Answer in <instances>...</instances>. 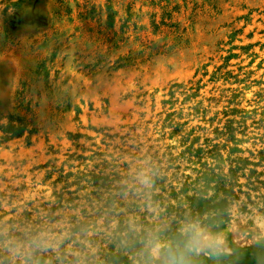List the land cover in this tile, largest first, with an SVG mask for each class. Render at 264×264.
<instances>
[{
  "label": "rangeland",
  "instance_id": "obj_1",
  "mask_svg": "<svg viewBox=\"0 0 264 264\" xmlns=\"http://www.w3.org/2000/svg\"><path fill=\"white\" fill-rule=\"evenodd\" d=\"M170 257L264 264V0H0V264Z\"/></svg>",
  "mask_w": 264,
  "mask_h": 264
},
{
  "label": "clouds",
  "instance_id": "obj_2",
  "mask_svg": "<svg viewBox=\"0 0 264 264\" xmlns=\"http://www.w3.org/2000/svg\"><path fill=\"white\" fill-rule=\"evenodd\" d=\"M159 249V245L154 248V252H157ZM168 264H181V261L176 257H170Z\"/></svg>",
  "mask_w": 264,
  "mask_h": 264
},
{
  "label": "bare ground",
  "instance_id": "obj_3",
  "mask_svg": "<svg viewBox=\"0 0 264 264\" xmlns=\"http://www.w3.org/2000/svg\"><path fill=\"white\" fill-rule=\"evenodd\" d=\"M259 27V26H258ZM257 27V28H258ZM260 29V28H259ZM255 38H257V37H255ZM248 60V59H247ZM10 164V163H9ZM71 199V198H70ZM47 215V214H46ZM51 220V219H50ZM4 223V222H3ZM45 227V226H44ZM47 227V226H46ZM47 230V229H46ZM50 230V229H49ZM81 236V235H80ZM90 237V236H89ZM235 241L236 242H238V243H240V244H242L243 242L241 241V236L240 235H235ZM6 244H8V243H6ZM65 245V244H64ZM64 247V246H63ZM68 247V246H67ZM53 248V247H52ZM69 248V247H68ZM55 249H58V248H55ZM60 254V253H59ZM62 254V253H61Z\"/></svg>",
  "mask_w": 264,
  "mask_h": 264
}]
</instances>
